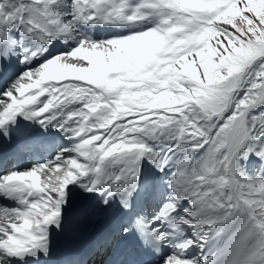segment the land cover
<instances>
[{
    "label": "snow or ice",
    "instance_id": "6c2138e0",
    "mask_svg": "<svg viewBox=\"0 0 264 264\" xmlns=\"http://www.w3.org/2000/svg\"><path fill=\"white\" fill-rule=\"evenodd\" d=\"M24 158L0 264H264V0H0V169Z\"/></svg>",
    "mask_w": 264,
    "mask_h": 264
},
{
    "label": "rangeland",
    "instance_id": "374dc122",
    "mask_svg": "<svg viewBox=\"0 0 264 264\" xmlns=\"http://www.w3.org/2000/svg\"><path fill=\"white\" fill-rule=\"evenodd\" d=\"M51 155H54V152L53 153H51ZM46 158H50V156H48V157H46ZM241 161H244V160H241ZM241 161H240V163H241ZM31 161H29L28 162V164H27V166L26 167H30V165H31V163H30ZM242 164V163H241ZM244 164H246V162L244 163ZM25 168V167H24ZM245 170H246V168H244Z\"/></svg>",
    "mask_w": 264,
    "mask_h": 264
},
{
    "label": "bare ground",
    "instance_id": "6f19581e",
    "mask_svg": "<svg viewBox=\"0 0 264 264\" xmlns=\"http://www.w3.org/2000/svg\"><path fill=\"white\" fill-rule=\"evenodd\" d=\"M53 135H54V137H55L56 139H61V140H62V137L56 136V134H54V133H53ZM149 167H150V166H149Z\"/></svg>",
    "mask_w": 264,
    "mask_h": 264
}]
</instances>
